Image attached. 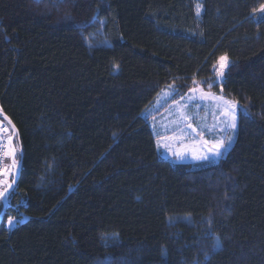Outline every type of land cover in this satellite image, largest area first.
I'll return each instance as SVG.
<instances>
[{"label":"trees","instance_id":"1","mask_svg":"<svg viewBox=\"0 0 264 264\" xmlns=\"http://www.w3.org/2000/svg\"><path fill=\"white\" fill-rule=\"evenodd\" d=\"M197 2L0 0V109L22 150L0 264H264V0ZM171 85L243 107L218 163L160 156L143 112Z\"/></svg>","mask_w":264,"mask_h":264},{"label":"rangeland","instance_id":"2","mask_svg":"<svg viewBox=\"0 0 264 264\" xmlns=\"http://www.w3.org/2000/svg\"><path fill=\"white\" fill-rule=\"evenodd\" d=\"M200 5V14H203V0H197ZM197 13V6H196ZM255 20L264 18V14H253ZM228 66L221 69L220 60L216 65L217 82L223 83L227 76L230 60L227 56ZM223 72L221 76L220 73ZM177 92L174 85L164 88L156 97L152 105L147 108L143 115L151 117V128L157 138V148L160 156L173 162L191 164L194 168H201L206 165L218 163L227 152L233 147L238 133V116L241 110H244L241 104L235 100L225 97L221 93H215L212 90H207L200 85L195 86L186 95L178 100H173ZM223 97V100L218 99ZM224 101H232L237 104L235 109L236 125L235 129L227 128L224 123L230 117L225 116ZM173 103V104H172ZM169 106L167 110L159 113L162 108ZM158 112V113H157ZM155 114H157L155 116ZM6 123L0 118V126L5 127ZM11 134V131L9 132ZM232 136L231 142L228 143L223 154L217 158L209 155L208 160L196 159V156L207 155V147H211L215 140ZM201 141H207V147H203ZM20 152L17 153L16 159L20 162ZM8 166V165H7ZM10 167V165H9ZM15 175L14 168L11 169L5 179L11 184ZM3 192L6 185H2ZM9 228L16 226V220Z\"/></svg>","mask_w":264,"mask_h":264},{"label":"snow or ice","instance_id":"3","mask_svg":"<svg viewBox=\"0 0 264 264\" xmlns=\"http://www.w3.org/2000/svg\"><path fill=\"white\" fill-rule=\"evenodd\" d=\"M62 2V0H61ZM55 6V5H54ZM260 13V14H264V3H261L259 5L258 9H253V13ZM200 14V5H197V15ZM87 37L85 38V40L87 41ZM107 43V42H105ZM91 46V44L89 45ZM228 66V60L226 57H221L220 58V67L221 69L225 68ZM220 75H223V72L220 73ZM218 99L223 100V97H219ZM237 108V104L235 102L232 101H224V115L227 117H230V119L225 120L224 123L226 124L227 128H231V129H235L237 127L236 125V116H235V109ZM5 119H7V117H5ZM9 124H12V122L9 120L8 121ZM12 129H13V133H15V125H12ZM8 129L4 128L2 126H0V132H7ZM115 135V134H114ZM9 146L8 149L5 151V155L10 156L12 158V164L11 166H6L4 169H0V171L3 172L4 176L7 177L8 174L10 173L12 168H15L17 166V159H16V152L15 149L11 146V139L12 137L9 136ZM232 136L228 135L226 138H220L215 140V142L212 144L211 147H207L208 142L207 141H201V144L203 147H207V155H202V156H196V159H202V160H208L209 159V155L214 156L219 158L222 154H223V150L226 149L228 143L231 142ZM0 184H5L7 187L5 189V191L7 190V188L11 187V184L8 183L7 179L5 180H0ZM4 196V192H0V197ZM15 218H9L8 219V224L9 226H11L13 224Z\"/></svg>","mask_w":264,"mask_h":264},{"label":"water","instance_id":"4","mask_svg":"<svg viewBox=\"0 0 264 264\" xmlns=\"http://www.w3.org/2000/svg\"><path fill=\"white\" fill-rule=\"evenodd\" d=\"M5 115L3 114L2 110L0 109V118L3 119V121L9 125V127L11 128L12 130V139H11V146L15 149V152H16V155L18 153V150L17 148L15 147V144H14V141L15 139L17 138V135H18V131L15 127V133H13V129H12V125H14L13 123L12 124H9L8 121L10 120L8 117L7 119H5ZM11 121V120H10ZM12 122V121H11ZM19 152L22 153V150L19 149ZM10 163L12 164V158L10 157ZM21 168H22V163L20 162L15 168H14V171H15V175H14V179L13 181L11 182V187L10 188H7V190L5 191L4 190V196L3 197H0V203H2L3 205V209H2V212L0 213V224L1 222L3 221V218L5 216V213H6V210H7V207H8V203H9V197L12 193V191L16 188L17 184H18V180H19V177H20V172H21Z\"/></svg>","mask_w":264,"mask_h":264},{"label":"built area","instance_id":"5","mask_svg":"<svg viewBox=\"0 0 264 264\" xmlns=\"http://www.w3.org/2000/svg\"><path fill=\"white\" fill-rule=\"evenodd\" d=\"M4 128H7V132H0V169H4L7 165L9 166L10 156L5 155V151L9 146L8 137L11 136L9 133L11 131L10 127L6 124ZM12 133V132H11ZM0 180H5V176L2 171H0ZM2 185L0 184V192L2 191Z\"/></svg>","mask_w":264,"mask_h":264},{"label":"crops","instance_id":"6","mask_svg":"<svg viewBox=\"0 0 264 264\" xmlns=\"http://www.w3.org/2000/svg\"><path fill=\"white\" fill-rule=\"evenodd\" d=\"M184 97H185V96H184ZM178 101H179V100H178ZM172 104H173V103H172ZM149 107H150V106H149ZM149 107H148V108H149ZM168 107H169V106H168ZM168 107L165 106V108H162V109L160 110L159 113L163 112L164 110H167ZM157 113H158V112H157ZM156 115H157V114H155V116H156ZM150 118H151V117H149V122H150ZM150 125H151V122H150ZM154 135H155V134H154ZM155 136H156V135H155ZM157 138H158V137L156 136V142H157Z\"/></svg>","mask_w":264,"mask_h":264},{"label":"flooded vegetation","instance_id":"7","mask_svg":"<svg viewBox=\"0 0 264 264\" xmlns=\"http://www.w3.org/2000/svg\"><path fill=\"white\" fill-rule=\"evenodd\" d=\"M11 196V195H10ZM9 200H10V197H9ZM10 203V202H9ZM9 203H8V205H9ZM1 207H2V209H3V205H2V203H0V209H1Z\"/></svg>","mask_w":264,"mask_h":264}]
</instances>
